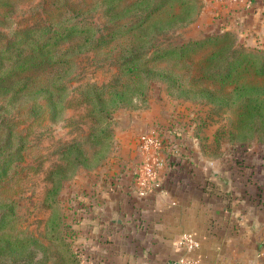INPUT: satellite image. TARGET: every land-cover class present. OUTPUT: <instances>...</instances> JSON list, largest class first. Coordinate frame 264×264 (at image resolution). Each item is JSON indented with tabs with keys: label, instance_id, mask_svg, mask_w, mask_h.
<instances>
[{
	"label": "crops",
	"instance_id": "0c3cea01",
	"mask_svg": "<svg viewBox=\"0 0 264 264\" xmlns=\"http://www.w3.org/2000/svg\"><path fill=\"white\" fill-rule=\"evenodd\" d=\"M242 5L204 0L190 33L230 29L245 45L264 47V0ZM165 94L130 112L110 154L88 171L76 215L87 223L76 233L85 264H177L183 251L175 242L184 231L199 240L190 253L198 264H264V146L236 152L202 127L192 102ZM153 127L171 143L154 191L141 197L131 181L141 159L138 136Z\"/></svg>",
	"mask_w": 264,
	"mask_h": 264
},
{
	"label": "trees",
	"instance_id": "16d2710c",
	"mask_svg": "<svg viewBox=\"0 0 264 264\" xmlns=\"http://www.w3.org/2000/svg\"><path fill=\"white\" fill-rule=\"evenodd\" d=\"M104 5L103 22L76 19L75 12L62 20L49 21L19 29L0 45V97L7 95L13 102L28 89L45 93L51 117L57 118L62 109L61 101L67 91L62 77L72 67L70 53H80L106 47L120 38L117 53L118 74L125 79H115L104 86L92 88L89 113L93 121L88 133L89 153L79 141L63 150L64 164L50 173L65 174V168L84 164L95 168L106 158L113 143L110 113L118 106L143 95L149 79L164 80L169 93L192 100L234 108L229 140L245 144L254 139L264 142V47L245 45L231 30L205 34L199 38H181L172 41L165 33L190 21L198 11L197 0H100ZM68 0H51L55 8L67 6ZM0 0V7L10 5ZM72 9V8H71ZM78 39L69 47L65 41ZM54 69L53 76L43 84L29 88L33 76L40 71ZM106 87L107 90H103ZM27 91V92H28ZM164 137L167 135L161 131ZM12 131L0 141V183L12 167L23 158V141L12 143ZM177 136V133L175 134ZM250 137H253L250 138ZM168 139V138H167ZM168 143L171 141L168 139ZM236 152L239 150L233 147ZM71 153H73L71 155ZM239 161V160H238ZM133 184V178H132ZM60 178H53L46 192L50 204L56 202ZM46 199V198H45ZM9 211L0 212V228ZM58 220L48 222L61 259L66 264H80L78 254L57 233ZM31 237L12 239L0 234V264H44L49 255L34 261L35 251L28 246ZM26 251V252H25ZM19 252L17 257L15 254ZM25 252V253H23Z\"/></svg>",
	"mask_w": 264,
	"mask_h": 264
},
{
	"label": "rangeland",
	"instance_id": "374dc122",
	"mask_svg": "<svg viewBox=\"0 0 264 264\" xmlns=\"http://www.w3.org/2000/svg\"><path fill=\"white\" fill-rule=\"evenodd\" d=\"M50 1L9 0L10 5L0 7L1 40L10 38L19 29L45 22L46 18V21L50 18L62 20L73 11L76 19L81 20L82 24L85 23L82 22L85 18L95 22L104 21L102 17L104 5L99 2L100 0H68L67 6L56 8L50 5ZM203 3L204 0H197L198 11L194 17L187 23L168 30L164 37L178 41L181 38H199L205 34L221 31L207 32L199 36L191 34L197 31V27L193 24ZM236 36L239 39L237 34ZM120 41L122 40L118 38L106 47L70 53L72 67L62 77L67 84V91L61 101L63 106L57 118L51 117L52 107L48 104L45 93H33L28 89V92L21 94L18 99L10 103L7 102V95L0 97V141L6 138L9 131L13 134V145L18 140L23 141L22 160L12 167L0 183V212L9 211L5 217V224L0 228V234L10 236L12 239L31 237L33 241H30L28 246L35 251L34 261L49 255L44 264H66L61 259L60 251L48 231V222L57 219V233L63 236L65 242L77 252L80 264H85L83 251L77 250L76 233L80 232L77 230H80L81 226L86 231L87 223L83 221L81 224L76 215L78 210L79 212L83 210L80 209L82 206L77 209V205L83 200L81 195H85L84 186L88 182V171L93 168L84 164H78L75 168L70 165L65 168L67 176L62 177L60 172L56 173L55 177L60 178L61 183L55 197L56 202L53 204L49 203L51 198L47 199L46 192L55 178L51 177L50 172L56 166L64 164L63 150L69 144L79 141L87 154L91 149L88 142V133L93 125L89 113L90 95L94 86L101 87L115 79H118L117 82L125 79L124 74H118L119 67L116 63ZM75 42H78L77 38L63 42L61 47H69ZM53 73L54 69H45L34 74L35 80L31 82L29 88L47 82ZM103 90L107 88L104 87ZM143 90L145 91L143 95L133 96L131 101L116 107L110 113L113 143L107 156L114 147L115 131L121 121L128 118L130 112L140 111L154 100L157 101L162 91L171 99L192 102L193 116L195 114L202 116L204 119L200 122L202 127L213 130L212 133L215 132L226 146L232 145L239 150L264 146V142L258 139L245 144L229 140V133L233 130L232 121L234 122L236 116L234 108L219 107L184 96L176 97L175 94L169 93L166 82L158 78L149 79ZM15 255L18 257L19 252Z\"/></svg>",
	"mask_w": 264,
	"mask_h": 264
},
{
	"label": "built area",
	"instance_id": "2783aa9c",
	"mask_svg": "<svg viewBox=\"0 0 264 264\" xmlns=\"http://www.w3.org/2000/svg\"><path fill=\"white\" fill-rule=\"evenodd\" d=\"M223 2H242V6L251 4V0H222ZM169 145L166 137L160 129L148 128L138 136V149L141 159L133 175V191L138 196H146L156 187L157 174L163 164V151ZM178 250H182L178 256L177 264H198V260L190 253L199 245L196 234L192 231H184L175 242ZM264 256V246L261 249Z\"/></svg>",
	"mask_w": 264,
	"mask_h": 264
},
{
	"label": "water",
	"instance_id": "95a60500",
	"mask_svg": "<svg viewBox=\"0 0 264 264\" xmlns=\"http://www.w3.org/2000/svg\"><path fill=\"white\" fill-rule=\"evenodd\" d=\"M144 131L140 132V133H143Z\"/></svg>",
	"mask_w": 264,
	"mask_h": 264
}]
</instances>
